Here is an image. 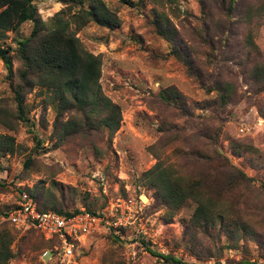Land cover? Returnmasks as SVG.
Masks as SVG:
<instances>
[{
    "label": "rangeland",
    "instance_id": "1",
    "mask_svg": "<svg viewBox=\"0 0 264 264\" xmlns=\"http://www.w3.org/2000/svg\"><path fill=\"white\" fill-rule=\"evenodd\" d=\"M103 1L119 24L110 29L87 22L76 31L70 4L34 2L45 24L65 10L82 46L100 55V84L121 108L119 129L112 136L103 129L88 130L55 147V111L45 101L47 91L34 87L24 96L29 122L10 116L14 130L0 124V135L15 142L13 153L0 156L2 190L13 193L22 186L42 193L39 201L52 198L64 211L85 208L122 217L117 230L101 229L81 242L75 264H174L157 255L181 264H264V0H237L229 23L228 0H176L171 5L130 0L133 6ZM154 10L169 17L168 26L175 28L172 45L193 60L199 79L167 53L169 43L151 24ZM31 30L32 22H25L3 38L12 43L13 37H29ZM224 32L227 39L221 44ZM19 68L14 58L10 80L0 60V108L10 115L16 114L11 87L18 83ZM215 81L231 88L222 107L218 93L206 89ZM167 87L178 91L185 115L158 97ZM216 153L251 181L222 168ZM158 161L180 175L206 182L210 177L222 205L250 232L233 237L219 223L191 227V201L173 213L155 201L143 173ZM3 229L14 237L15 257L9 264H44L40 255L48 245L35 230L18 231L0 221Z\"/></svg>",
    "mask_w": 264,
    "mask_h": 264
},
{
    "label": "trees",
    "instance_id": "2",
    "mask_svg": "<svg viewBox=\"0 0 264 264\" xmlns=\"http://www.w3.org/2000/svg\"><path fill=\"white\" fill-rule=\"evenodd\" d=\"M34 1L0 0V39L7 31L16 33L23 23L32 22L29 37L26 39H14L13 37L12 43H6L3 38V45H0V60L8 79L12 80L15 76L13 59L15 58L20 63L16 74L18 83L15 87L14 85L11 87L16 114H7L4 108H0V124L8 130H14V125L9 120L10 116L15 117L17 121L28 123L24 96L34 87H38L47 91L48 96L45 101L55 111L52 123V134L56 137L55 147L60 146L72 136L88 130L103 129L109 136H112L121 125V108L102 91L100 55L87 51L75 31L87 22H94L112 29L119 24L116 15L109 10L103 0H63L65 4H70L72 7V16L76 18L78 24L75 31H72L65 17V10L58 11L50 22L45 24L37 14ZM122 1L131 6L134 5L130 0ZM174 1L176 0H153L162 5H171ZM219 2L222 4L223 0ZM236 3L237 0H228L226 14L228 23L233 21L232 11ZM260 6L264 11V3ZM154 14L155 17L151 24L154 25L156 33L169 43L167 53L180 61L188 74L199 79V73L194 67L193 60L181 48L172 45L175 28L168 26L169 17L158 10H154ZM226 33L224 32L220 39L221 44H224L227 39ZM250 44L252 45V42ZM206 89L208 92L218 93V106L226 105L230 97V87L215 81ZM158 97L168 105L177 106L184 115L186 114L184 104H178L180 96L174 87H167L160 91ZM29 128L33 131L32 125ZM14 148L13 137L1 134L0 156L13 153ZM216 156L221 161L222 168L233 170L246 183L251 181L241 170L231 165L226 157L218 153ZM161 165L158 161L143 173L144 182L153 191L155 201L160 202L171 213L180 209L187 201H191L195 205L190 217L191 227L208 228L219 223L225 233L233 237L238 236L239 232H250L222 205L217 193L218 187L210 177V180L206 182L202 177L180 175L173 166ZM0 187L4 188L1 183ZM28 193L35 200L40 212L52 210L69 215L71 212L78 211V209L71 212L64 211L56 207L52 198L46 197L44 201H39V197L44 198L42 193L39 195L30 190ZM8 209L7 205L0 209V217L5 215ZM86 210L96 213L90 209ZM13 240L14 237L8 229L0 231V264H9L10 260L15 257L12 249ZM41 241L48 247L51 245V242H46L42 238ZM150 252L153 251L150 250ZM157 256L166 262L181 264L180 260L175 257Z\"/></svg>",
    "mask_w": 264,
    "mask_h": 264
},
{
    "label": "built area",
    "instance_id": "3",
    "mask_svg": "<svg viewBox=\"0 0 264 264\" xmlns=\"http://www.w3.org/2000/svg\"><path fill=\"white\" fill-rule=\"evenodd\" d=\"M242 130V129H241ZM9 205L5 215L0 217L18 231L35 230L51 245L41 251L44 264L55 261L59 264H75L80 243L101 229L117 230L123 225L122 217L109 218L105 212L91 213L85 208L69 215L48 210L40 212L32 196L22 186L13 193L0 187V205Z\"/></svg>",
    "mask_w": 264,
    "mask_h": 264
},
{
    "label": "clouds",
    "instance_id": "4",
    "mask_svg": "<svg viewBox=\"0 0 264 264\" xmlns=\"http://www.w3.org/2000/svg\"><path fill=\"white\" fill-rule=\"evenodd\" d=\"M60 7V5H57V8H59Z\"/></svg>",
    "mask_w": 264,
    "mask_h": 264
}]
</instances>
